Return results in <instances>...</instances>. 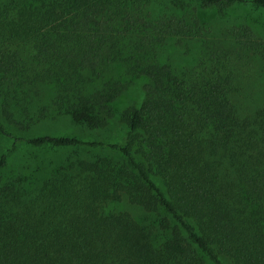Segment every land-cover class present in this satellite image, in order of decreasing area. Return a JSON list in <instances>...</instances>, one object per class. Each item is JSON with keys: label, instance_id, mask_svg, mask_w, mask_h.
<instances>
[{"label": "trees", "instance_id": "1", "mask_svg": "<svg viewBox=\"0 0 264 264\" xmlns=\"http://www.w3.org/2000/svg\"><path fill=\"white\" fill-rule=\"evenodd\" d=\"M249 6L0 0V264H264ZM63 120L88 137L40 132ZM20 145L32 164L10 163Z\"/></svg>", "mask_w": 264, "mask_h": 264}, {"label": "rangeland", "instance_id": "2", "mask_svg": "<svg viewBox=\"0 0 264 264\" xmlns=\"http://www.w3.org/2000/svg\"><path fill=\"white\" fill-rule=\"evenodd\" d=\"M249 11H250V13H253V16L255 18H259L258 15H261V14H259L258 10L251 8V6H249ZM238 12L240 13L241 11H238ZM239 13H237V15H239ZM260 20H262L264 22V12L260 17ZM55 125H57V126H55ZM47 126H48V124L46 126H43L41 128L43 130H41L40 132L59 134L61 131H70L74 127L67 120L57 121V124L52 123V125L50 127L51 129H47L48 128ZM61 127H63L62 130H60ZM74 130L79 132V134L82 135L84 138L88 137L87 134L81 133L75 127H74ZM12 147H13L12 142L9 140L3 139L0 135V154L2 152H4L5 150H8L9 148H12ZM39 151H40L39 149H33V148H30L26 145H20L16 150L12 151L9 161L14 166H16L17 164H19L18 166H23V165L28 166V165L33 163V159L30 157H32L35 153L39 154L40 153ZM52 153H53L52 151H48L47 153L44 152V153H41L40 155H41V157H43V158L45 157L46 159H49L52 157L54 162L58 161L63 155V154H60L59 151L54 152L53 154ZM24 158H27L29 160H26V159L24 160Z\"/></svg>", "mask_w": 264, "mask_h": 264}]
</instances>
